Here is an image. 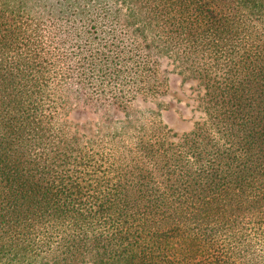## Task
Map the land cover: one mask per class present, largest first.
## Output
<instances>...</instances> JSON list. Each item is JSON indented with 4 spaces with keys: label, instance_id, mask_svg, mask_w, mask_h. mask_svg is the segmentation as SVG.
<instances>
[{
    "label": "trees",
    "instance_id": "trees-1",
    "mask_svg": "<svg viewBox=\"0 0 264 264\" xmlns=\"http://www.w3.org/2000/svg\"><path fill=\"white\" fill-rule=\"evenodd\" d=\"M0 264H264V0H0Z\"/></svg>",
    "mask_w": 264,
    "mask_h": 264
},
{
    "label": "rangeland",
    "instance_id": "rangeland-1",
    "mask_svg": "<svg viewBox=\"0 0 264 264\" xmlns=\"http://www.w3.org/2000/svg\"><path fill=\"white\" fill-rule=\"evenodd\" d=\"M166 61V62H165ZM163 65L167 68H169V59L164 60ZM173 83H172V87H174L172 89V94H175V96H179L182 98V100H184V95L188 94L186 87L187 86H182L184 88L179 89L178 85H179V77L175 76L174 78H172ZM190 81H188L189 83ZM187 83V84H188ZM169 92V91H168ZM164 101L168 102L167 105H170V107H168L167 110H163L165 112H161V118L162 120L167 124V126H174L177 127L178 129H185L189 127V121L186 120V118L193 114H191L188 110L187 107L183 106V102L178 104L176 102L173 103V100L171 98V102L169 104V94H167V97L164 98ZM120 114L119 113H113L110 116V119L113 120L116 117H119ZM68 119H70L72 122H81L84 124H88L89 126L93 127V123L98 121V117L94 114H91L89 111L85 112V115L83 114V112H80L79 110H73L69 113L68 115ZM87 120H89L87 122Z\"/></svg>",
    "mask_w": 264,
    "mask_h": 264
}]
</instances>
